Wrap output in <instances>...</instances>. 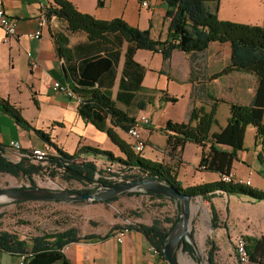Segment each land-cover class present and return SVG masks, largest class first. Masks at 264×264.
I'll use <instances>...</instances> for the list:
<instances>
[{
	"label": "crops",
	"instance_id": "0c3cea01",
	"mask_svg": "<svg viewBox=\"0 0 264 264\" xmlns=\"http://www.w3.org/2000/svg\"><path fill=\"white\" fill-rule=\"evenodd\" d=\"M66 1L71 3L77 12L89 15L97 21L120 19L132 28L148 31L152 40L164 42L167 38L168 22L164 19L165 5L162 0H152L147 7L141 6V0ZM49 5H53L51 0H0V9L16 22V33L19 37L4 43V32L0 29V100L6 101L17 110L31 127L47 134L50 143L68 155L75 154L81 145L111 152L115 158H124L104 133L97 131L78 116V105L73 100L51 90V84L54 82L69 87L62 71L64 62L56 56L52 38L53 33H61L68 38L70 67L75 74L92 61L106 59L109 65L98 76V90L108 93L116 109L128 113L135 122L141 116L150 118L148 125H138L145 142L143 155L139 156L152 162L173 163L166 155L167 134L162 131L166 123L187 127V114L191 108H202L209 112L213 105L211 100L204 97L203 90H198L200 82L188 81L189 55L179 50L172 51L167 75L160 73L162 55L159 51L136 50L132 60L139 67L126 66L128 43L121 36L107 34L104 39L91 41L83 32L69 34L66 30L67 24L55 17L47 20L39 39L30 38L28 35L37 29V19L42 9ZM207 7L218 21L264 28V0H211ZM230 57L229 44L210 43L204 53L206 75L209 77L218 74L229 67ZM31 63L35 66L32 67ZM140 68L143 69V76L139 82ZM149 73L151 75H148ZM254 85L253 74L235 70L204 83L207 94L221 101L214 104L216 124L212 126L211 133L218 132L226 125L229 104L247 106L250 103ZM165 97L175 99V102H168L164 100ZM140 105L143 106L142 110L138 109ZM24 109L28 111L29 119L23 116ZM114 131L130 146L126 132L118 128H114ZM9 141L18 142L22 152L47 145L18 126L0 107V145L5 147ZM255 145V129L247 127L243 149L237 152L231 169L235 177L250 180L249 188H252L254 176V170L248 165L249 159L257 162L258 171L264 175V168L259 165L257 159L260 152L264 153V146H261L260 150L254 148L252 152H246L249 147ZM51 149L54 152L52 147ZM187 149L201 153L200 147L186 143L181 154V162L184 164ZM4 152L11 162L16 163L21 159L19 153L11 149L5 147ZM80 158L93 162L97 167H102L107 162L103 157L94 158L90 155H81ZM182 163L176 172L177 181L183 189L203 182H216L219 179L217 174L209 177L200 175L195 182H189L184 177L185 165ZM255 189L262 191L264 184ZM139 196L149 198L146 195ZM195 199L205 203L209 210L211 205L214 207L219 220L218 228L213 230L216 235H227L231 239L232 236L240 234L249 247L264 235V212L260 215L253 213V208L264 209L262 201L227 196L223 193L215 194L208 201ZM154 201L162 202L159 199ZM104 206L103 203H98V206L87 209L83 221L72 227L78 230L80 236L95 235L102 239L78 241L63 248V254L69 264H160V258L151 253L150 245L141 232L128 229L124 233L122 243L116 241L121 229L132 223L128 219L123 220L117 212V215H114L109 210L105 211ZM190 224L195 226L191 214ZM193 231L191 233L194 238ZM211 238L214 240L213 236ZM215 244L218 250L214 262L219 264L221 247L217 242ZM206 250L207 248L205 259ZM225 250L229 261L236 264L235 258L229 254L228 245L223 247V251ZM176 259L179 264H196L180 247L176 251Z\"/></svg>",
	"mask_w": 264,
	"mask_h": 264
},
{
	"label": "trees",
	"instance_id": "16d2710c",
	"mask_svg": "<svg viewBox=\"0 0 264 264\" xmlns=\"http://www.w3.org/2000/svg\"><path fill=\"white\" fill-rule=\"evenodd\" d=\"M53 5L46 8L45 16L49 20L55 17L67 24L69 34L83 32L91 41L101 40L107 34H118L128 43L125 54V65L137 66L132 56L136 50L160 52L162 55V68L160 73L167 75L172 51L179 50L189 55V82H200L204 97L213 102L211 110L205 112L202 108H191L188 111L187 127L167 122L162 131L167 134L166 155L173 163L164 164L152 162L136 155L114 131L118 128L127 132L134 125L135 120L128 113L116 109L108 93L98 90V76L109 65L106 59L92 61L84 66L78 74L70 67L71 56L67 48L68 38L61 33H53L52 38L56 56L63 60L62 71L69 88L76 93L81 104L78 106V116L86 123H90L97 131L106 135L124 158H115L111 152L82 146L73 155H68L53 146L47 134L36 130L25 122L18 111L6 101L0 100L1 109L11 116L18 126L36 136L40 141L54 149L55 156L50 158V165L58 169L60 177L65 182H76L85 189L76 192L94 193L100 187H106L112 182L106 179L101 169L109 164L118 167L123 174V181L140 178H156L162 183L175 187L180 194L187 195L191 200L201 198L208 201L217 193L227 196H240L253 201H264V192L236 184L221 182V176L231 174L232 164L236 161L237 152L243 149V140L247 127L255 129V140L264 146V28L258 26H246L229 22L218 21L215 14L210 12L207 3L211 0H162L165 5L164 19L168 22L167 38L164 42L152 40L148 31L132 28L120 19L103 22L97 21L89 15L76 11L71 3L66 0H51ZM98 6L100 2H97ZM212 42L229 44L231 50L230 66L222 72L207 76L204 53ZM141 76H143V69ZM244 71L254 75L255 85L251 101L247 106L229 104V118L226 125L216 133L210 130L216 124L214 108L221 101L207 94L204 83L216 79L231 71ZM137 83V88L139 87ZM204 82V83H203ZM201 92V91H197ZM168 102L175 99L164 98ZM143 109V106H138ZM186 143H192L201 148V159L198 165L200 171L218 175V181L181 188L177 181L176 169L182 163L181 154ZM208 145V152L204 148ZM5 147L0 145V172H4L14 178H22L29 183L28 188H36L32 179V173L39 169L31 164L27 157H21L14 163L5 155ZM27 155L28 151H21ZM81 155H90L94 158L103 157L106 163L97 167L93 162L80 158ZM259 165L264 168V153L257 156ZM55 173V171H52ZM146 195L150 200H166L167 198L142 191H133L120 196ZM120 196L104 202H91L110 204L118 200ZM175 203L177 201L171 200ZM38 202V201H31ZM59 202V201H54ZM28 202H10L6 204L20 205ZM83 203V202H72ZM162 205V204H161ZM160 205V206H161ZM177 211L172 219L163 221L155 220L150 226L138 223L127 225V229L137 230L146 238L150 247L155 249L160 259L163 257V247L168 235L179 222L180 213L177 203ZM129 214L137 215L131 211ZM210 227L218 228V215L214 207L210 206ZM2 215L0 214V219ZM168 223L166 228L163 224ZM192 235V233H191ZM102 239L95 235L80 236L75 228H68L54 234H44L29 240H22L16 234L0 228V251L19 258L26 256L22 264H69L63 254V248L78 241H94ZM206 262L215 264L214 257L218 250L214 240L208 237L205 241ZM182 252L194 259L195 253L192 244L188 240H182L180 245ZM249 264H264V235L259 237L252 247L247 245Z\"/></svg>",
	"mask_w": 264,
	"mask_h": 264
},
{
	"label": "rangeland",
	"instance_id": "374dc122",
	"mask_svg": "<svg viewBox=\"0 0 264 264\" xmlns=\"http://www.w3.org/2000/svg\"><path fill=\"white\" fill-rule=\"evenodd\" d=\"M148 75L151 74L149 73ZM23 116H26V118L29 119V113L25 109L23 111ZM128 140L131 145L133 141L129 138ZM80 147L82 146L80 145ZM113 147L115 146L113 145ZM260 147L261 145L256 142L255 147H249L246 152H252L254 148H258L260 150ZM208 150L207 145L204 148L205 153H207ZM139 154L143 155L142 152ZM200 159L201 153H196L194 150L190 151L187 149L185 153L186 164H182L185 165L184 177H186L189 182H195L200 175H204L203 177L214 176V174L200 171L197 168ZM248 165L254 170L251 189L257 190L255 188H259L262 184H264V175L258 171L257 162L255 160L249 159ZM32 179L36 187L45 189L58 191H78L85 189L79 183H68L63 181L60 177V172L54 173L49 171L46 169V166L36 169L33 173ZM203 184L206 183L203 182ZM16 187L28 188L29 183L22 178H14L4 172H0V189ZM110 204L111 205L104 204L105 211L109 210V212H112L114 215L117 212L123 220L128 219L130 223L137 222L151 224L155 220L163 221L164 219H172L177 211L176 203L170 199H166L158 203L147 197L124 195L120 196L117 201ZM94 205L98 206V203L50 201L28 202L15 205L0 202V214L2 215L0 219V228L1 230L16 234L22 240H29L33 237L44 234H54L62 232L75 225L78 226L83 221L84 214L87 213L90 208L96 207ZM190 207V214L195 221V226L191 225L189 221L188 229H192L190 230V233L194 230L193 232L195 234L193 233V236L195 237L193 238V243L200 258V264H207L205 259V240L206 238L212 236L214 237L215 242H217L221 247V261L219 264H232V262L228 259L229 256L227 254V250L223 251V247H227L228 245V248L230 249L229 254L234 257L233 241L236 237H240L242 235H234L231 239H229L227 235H216L210 227V210L208 206L199 199H193ZM131 211L135 212L137 215L129 214ZM261 212H264V209L253 208V213L260 215ZM163 225L166 228L170 227V224L168 223H164ZM0 264H18V258L1 251Z\"/></svg>",
	"mask_w": 264,
	"mask_h": 264
},
{
	"label": "water",
	"instance_id": "95a60500",
	"mask_svg": "<svg viewBox=\"0 0 264 264\" xmlns=\"http://www.w3.org/2000/svg\"><path fill=\"white\" fill-rule=\"evenodd\" d=\"M142 191L163 196L177 201L180 213L179 222L171 230L163 247V257L168 264H179L176 259V251L182 244V240H188L193 246L196 264H200L198 252L193 243V237L188 229L190 221V206L192 200L187 195L180 194L170 184L162 183L156 178H140L126 182L110 184L98 188L94 193H84L65 190H51L45 188H5L0 189V202H104L111 198L127 194L133 191Z\"/></svg>",
	"mask_w": 264,
	"mask_h": 264
},
{
	"label": "built area",
	"instance_id": "2783aa9c",
	"mask_svg": "<svg viewBox=\"0 0 264 264\" xmlns=\"http://www.w3.org/2000/svg\"><path fill=\"white\" fill-rule=\"evenodd\" d=\"M150 1L152 0H141L140 4L142 7H147ZM45 12H46V8H43L37 19V29L33 33H30L28 35L30 38L33 39L40 38L42 29L47 23ZM0 29H2V31L4 32V38H3L4 43H7L12 38H17V39L19 38L16 33V22L12 18L7 16L2 9H0ZM31 65L32 67L35 66L34 63H31ZM50 88L52 91L61 94L68 99L73 100L78 106L81 104L80 97L76 93H74L68 86L60 84L59 82H54L51 84ZM149 123H150V118L148 116H141L134 123V125L131 126L126 132L128 138L133 141V143L130 145L132 151L142 152L144 150L145 142L140 135L138 125H148ZM5 147L15 152H18L20 157H27L32 165L41 166V167L46 166L47 170L58 172V169H53V166L50 165L49 160L50 158L55 156V153L48 145H45L41 148H31L30 150H28L27 155L21 154V146L16 141H9ZM118 169L119 168L115 167L113 164H109L104 166L101 169V171L106 175V179L109 181L116 183L124 182L123 174H121ZM250 175L251 173H249V176ZM222 177H229L236 180L250 181L249 179H242L235 177L234 175H232V173L228 176H222ZM127 230H128L127 228L121 229L120 233L117 235L116 238V241L118 243H122L124 233H126ZM246 247H247L246 240L242 236L236 237L234 239L233 253L237 264H249V257ZM149 250L154 256L159 257V254L155 249L150 247ZM25 257H26L25 255L20 256L18 258V264H22ZM160 260H161L160 264H168L165 260L162 259Z\"/></svg>",
	"mask_w": 264,
	"mask_h": 264
},
{
	"label": "bare ground",
	"instance_id": "6f19581e",
	"mask_svg": "<svg viewBox=\"0 0 264 264\" xmlns=\"http://www.w3.org/2000/svg\"><path fill=\"white\" fill-rule=\"evenodd\" d=\"M133 152L135 154L141 153V152H138V151H133ZM220 180H221V182L226 183V184L233 183V184H236V185H242V186L250 187V181L236 180V179H232V178H229V177H222V176L220 177Z\"/></svg>",
	"mask_w": 264,
	"mask_h": 264
}]
</instances>
